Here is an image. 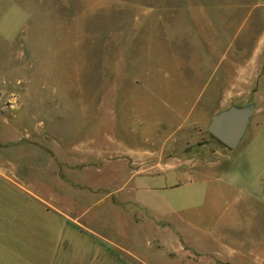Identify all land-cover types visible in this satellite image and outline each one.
<instances>
[{
	"label": "rangeland",
	"instance_id": "374dc122",
	"mask_svg": "<svg viewBox=\"0 0 264 264\" xmlns=\"http://www.w3.org/2000/svg\"><path fill=\"white\" fill-rule=\"evenodd\" d=\"M179 16L240 43L262 32L264 0H0V244L264 264L262 206L246 193L264 160V60L253 76L241 60L208 76L167 35ZM246 104L230 150L207 126Z\"/></svg>",
	"mask_w": 264,
	"mask_h": 264
},
{
	"label": "crops",
	"instance_id": "0c3cea01",
	"mask_svg": "<svg viewBox=\"0 0 264 264\" xmlns=\"http://www.w3.org/2000/svg\"><path fill=\"white\" fill-rule=\"evenodd\" d=\"M189 8L190 6L185 7V12L188 13ZM209 11L212 10L207 8V12ZM177 19V22L167 29L168 37L178 45H187L189 60L198 62V68L207 70L208 76H214L219 70V62L233 60L249 62L241 72L246 76H253V62L259 59L264 60V28L256 36L252 33L238 43L237 39L227 37L222 28L216 27L213 21L199 28L197 36L194 28L190 27L191 23L186 26L185 16H179ZM206 30H210V34L214 37H205ZM259 55L263 57L260 58ZM257 137H250L247 141L248 147L258 141L259 137ZM262 154L264 155V139ZM255 166L258 167L259 173L247 182L246 193L252 203L262 206L261 214H264V160ZM13 231L9 228L6 233H1V236H13ZM110 252L108 247L103 246L59 247L6 243L0 244V264H117L118 259L111 260Z\"/></svg>",
	"mask_w": 264,
	"mask_h": 264
},
{
	"label": "water",
	"instance_id": "95a60500",
	"mask_svg": "<svg viewBox=\"0 0 264 264\" xmlns=\"http://www.w3.org/2000/svg\"><path fill=\"white\" fill-rule=\"evenodd\" d=\"M253 110L252 104L244 107L231 106L211 118L207 131L226 148L233 150L240 143Z\"/></svg>",
	"mask_w": 264,
	"mask_h": 264
}]
</instances>
